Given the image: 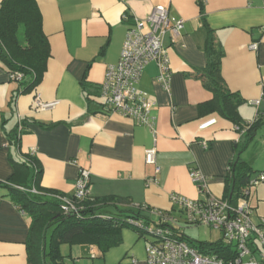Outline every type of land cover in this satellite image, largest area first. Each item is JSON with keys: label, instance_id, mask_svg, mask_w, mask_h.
<instances>
[{"label": "crops", "instance_id": "obj_1", "mask_svg": "<svg viewBox=\"0 0 264 264\" xmlns=\"http://www.w3.org/2000/svg\"><path fill=\"white\" fill-rule=\"evenodd\" d=\"M36 2L50 50L41 80L23 91L25 84L12 79L0 60V264H29L31 219L15 202L13 183L30 179V160L39 166L36 185L45 191L72 197L83 169L89 172L92 197L114 195L122 198L121 208L172 215L178 211L170 201L172 193L190 199L207 193L222 197L229 165L236 160L248 166L249 177L264 170V101L257 103L264 83V0ZM157 6L183 19V27L174 41L169 32L163 37L169 89L156 81L153 62L139 80L138 88L153 103L154 138L146 125L105 112L96 97L106 68L120 57L129 26L146 19ZM209 31L224 51L225 85L242 99V123L257 120L255 129H236L218 114L199 108L212 97L194 77L195 69L206 63ZM37 94L42 103L54 104L36 105ZM210 118L215 123L201 128ZM150 148L156 149L155 163L145 161ZM193 168L207 179L204 191L190 178ZM253 217L260 216L253 212ZM148 240L142 230L127 226L120 230L118 242L104 251L97 244L63 243L59 252L63 264H147Z\"/></svg>", "mask_w": 264, "mask_h": 264}, {"label": "built area", "instance_id": "obj_2", "mask_svg": "<svg viewBox=\"0 0 264 264\" xmlns=\"http://www.w3.org/2000/svg\"><path fill=\"white\" fill-rule=\"evenodd\" d=\"M183 19L173 17L162 7H154L148 17L137 20L129 26L121 48L120 57L115 64L106 68L100 92L96 100L103 110L131 118L139 124L146 125L156 138V118L151 115L153 104L146 91L139 89L141 74L149 63L156 64L158 73L156 81L166 90L170 86V66L167 48L163 45V37L169 32L173 41L180 35ZM256 45H251L255 48ZM14 80H20V73L10 74ZM264 101V83L257 103ZM36 105L49 107L54 103H42L39 95L35 98ZM253 121L242 127L248 128ZM215 123V118L204 121L200 127L205 128ZM236 129L241 127L236 126ZM242 129V130H243ZM205 146V143H204ZM156 149L145 151V161L155 163ZM191 180L200 191L206 188V177L198 169L189 173ZM264 182V170L249 177L242 188L235 204L228 199L207 193L204 198L190 199L184 195L172 193L170 201L177 205L178 214L190 226L205 225L220 232L216 241L223 248L225 257L208 250L199 249L182 236V227L170 212L153 210L154 222L145 227L144 233L149 240L146 245L147 264H264V216L255 218L247 197L250 187ZM89 172L80 170L75 182V199L85 198L88 191ZM29 191L36 193L34 187ZM57 199L63 212L75 213L76 205L72 197L52 194ZM141 226L140 223H138ZM215 243V242H212ZM227 248V249H226Z\"/></svg>", "mask_w": 264, "mask_h": 264}, {"label": "trees", "instance_id": "obj_3", "mask_svg": "<svg viewBox=\"0 0 264 264\" xmlns=\"http://www.w3.org/2000/svg\"><path fill=\"white\" fill-rule=\"evenodd\" d=\"M201 19L203 18V1L199 2ZM206 63L204 67L194 71V77L199 79L211 94L208 101L201 103L199 108L204 113H216L230 121L235 126L243 127L244 123L238 113L242 99L230 91L221 75V59L223 49L209 31L205 44ZM50 57L47 37L42 30V16L36 0H1L0 1V60L5 64L10 74L20 73L18 81L25 84L24 90H31L41 80ZM254 120L249 129H255ZM16 132L11 135L16 140ZM26 164V163H25ZM31 177L22 183H13L14 200L31 219L29 226V264H63L59 246L66 244H87L106 250L119 240L120 230L131 226L135 229L144 228L154 222L155 212L148 208H133L118 206L121 197L114 195L75 199V213H65L60 202L48 192L37 187L40 176L39 166L30 160ZM250 169L241 162L235 161L229 165L225 177V188L222 198L235 204L240 192L246 186ZM34 187L36 193L29 191ZM141 226H139V224ZM50 230L49 243L46 234ZM144 232V231H143ZM184 236V232H182ZM185 239H187L184 236ZM188 240V239H187ZM194 247H207L219 256L225 257L223 248L215 242H194L188 240ZM227 249V248H226Z\"/></svg>", "mask_w": 264, "mask_h": 264}, {"label": "rangeland", "instance_id": "obj_4", "mask_svg": "<svg viewBox=\"0 0 264 264\" xmlns=\"http://www.w3.org/2000/svg\"><path fill=\"white\" fill-rule=\"evenodd\" d=\"M254 177V174L251 176ZM247 202L252 208V211L257 216H264V182L259 183L256 186L250 187V195L247 198ZM177 223L182 227V231L184 232V236L194 242H216L220 239V232L215 229H211L205 225L199 226H190L185 223L182 215L178 214V212L173 214ZM255 219V218H254ZM50 230H48L46 234V243L48 246L49 243ZM69 261H71L70 257L67 256Z\"/></svg>", "mask_w": 264, "mask_h": 264}]
</instances>
